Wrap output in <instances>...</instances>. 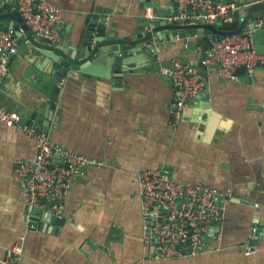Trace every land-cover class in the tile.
<instances>
[{"label": "crops", "instance_id": "obj_1", "mask_svg": "<svg viewBox=\"0 0 264 264\" xmlns=\"http://www.w3.org/2000/svg\"><path fill=\"white\" fill-rule=\"evenodd\" d=\"M154 1L161 17L175 6V0ZM228 1L239 5L244 1L246 6L258 0ZM15 2L11 13L17 11ZM49 2L63 10L57 27L64 35L67 25L71 26L74 48L77 27L92 15H100L107 24L100 46H108L120 42L116 37L137 36L138 30H146V11L152 6L148 0ZM247 18L239 16L236 21L241 26ZM9 21L0 19V29H7ZM15 25V31L23 28ZM29 28L19 38V53L11 58L0 94L5 107L18 112L26 125L33 114L45 115L48 88L42 77L52 63L45 53L64 56L63 49L68 51L67 46H54ZM156 28L179 27L169 22ZM149 36L155 37V32ZM203 37L161 40L155 44L156 64L153 57H145L144 63L134 59V71H128L121 84L69 72L47 134L104 165L84 168L70 190L62 213L66 223L57 233L52 232L53 226L33 229L28 191L13 177L17 160H34L33 138L0 122V258L20 244L24 248L21 264H264V65L253 75L239 68L233 79L208 69L203 73L205 88L188 98L180 118L174 119L177 90L159 72L160 66L174 58L200 61ZM254 43L264 53V32H256ZM143 52L137 50L135 55L143 57ZM86 60L73 58L72 63ZM164 168L177 181L204 183L232 193L220 199L222 219L214 230L209 227L205 234L209 241L205 238L200 255L160 260L146 240L138 173ZM39 208L41 221L51 211L48 203ZM256 230L259 235L253 237ZM251 239L256 242L255 252L248 253Z\"/></svg>", "mask_w": 264, "mask_h": 264}, {"label": "built area", "instance_id": "obj_2", "mask_svg": "<svg viewBox=\"0 0 264 264\" xmlns=\"http://www.w3.org/2000/svg\"><path fill=\"white\" fill-rule=\"evenodd\" d=\"M178 17L171 20L204 19L209 25L233 24L237 11L244 8L234 1L225 0H175ZM257 3H264L258 0ZM19 11L28 27L45 39L58 41L61 33L56 23L64 12L49 0H19ZM154 16L153 6H148L146 19ZM264 32L263 16L249 23L242 32L223 36L214 42L201 61L172 59L160 66L159 72L170 78L175 86L174 119L181 116L188 98L195 96L206 86L201 66L216 69L226 79L236 77L239 68L245 66L253 75L259 65H264V53L255 48V34ZM19 53V38L14 29H0V94L8 75L11 58ZM0 122L31 136L37 153L34 160H17L13 177L28 191V207L31 215L43 200L52 203L50 211L62 216L66 200L73 184L84 174V168L101 167L104 162L76 152L55 142L43 129L35 131L23 123L22 116L11 111L0 99ZM140 195L143 204L146 240L152 253L160 260H176L197 256L205 248V234L212 222L221 217V198L232 193L221 191L204 183L187 184L173 179L168 169L143 170L138 173ZM259 206V205H257ZM31 220V217L29 221ZM33 226V225H32ZM248 253L255 252L249 247ZM24 248L17 244L6 250L0 264H21Z\"/></svg>", "mask_w": 264, "mask_h": 264}, {"label": "water", "instance_id": "obj_3", "mask_svg": "<svg viewBox=\"0 0 264 264\" xmlns=\"http://www.w3.org/2000/svg\"><path fill=\"white\" fill-rule=\"evenodd\" d=\"M153 6L154 16L148 20L146 19V30L140 29L137 31V36H126V37H116L117 40H120L119 43H114L108 46H100L101 43L105 41L107 24L102 20L100 15H92L86 23H83L80 27H77L76 35V48L71 45V26L67 25V33L62 35L61 40L51 41L54 46L61 45L67 46L68 51L64 50V56L58 55L53 52L45 53L52 60V63L48 66L47 69H44V76L42 77L44 85L48 88V101L45 107V115L39 116L38 114H33L31 119L27 122V125L33 128L35 131H40L43 129L46 133L49 132V129L52 125L53 118L55 116L58 102L63 90L64 79L67 77L69 72H81L89 75H94L100 78L114 79L117 84H121L125 74L128 71H134L133 62L134 59H139L140 63L145 62V57H153L154 63L158 61V57L155 54L156 43H160L161 40L165 39H174L175 37L186 39L194 36H204L200 40L202 45L201 52V61L205 58L207 51L212 47V44L220 40L223 36H230L236 33H240L246 27L247 22L253 23L260 19L263 16L264 12V3H254L251 5H246L241 10L237 11L236 17L239 16H250L247 18L244 23L240 26L239 29L235 31H223L217 26L209 25L205 22L204 19H188L186 21L182 20H171L173 17H178L179 7L174 1V8H171L169 14L163 15L161 17L160 7L158 3L154 0H148ZM227 1V0H225ZM13 0H0V19H11V21L5 23L7 29H14L16 23L22 25L23 28L16 31L18 38L23 37V29L28 28L26 25L21 12L19 11V0L15 2V8L17 11L11 13L9 10L12 5ZM244 1H241L243 5ZM254 13V14H253ZM169 22H173L177 29H169L158 31L156 28L157 24H160L163 27H166ZM197 25L199 27H188L190 25ZM60 23L57 22L56 26H59ZM183 26V27H180ZM185 26V27H184ZM31 29V28H29ZM32 31V29H31ZM155 32V37L149 36L151 33ZM33 33V31H32ZM114 34H110L113 36ZM149 36V37H148ZM135 40H144L141 43H135ZM70 50L72 51L69 54ZM76 50V55H73V52ZM144 50L141 55H135L136 51ZM73 58L88 59L82 64H73ZM144 60V61H143ZM146 66V65H144ZM247 71L245 66L241 67ZM240 68V69H241ZM202 73L207 72V67L201 66ZM42 203H48V208L50 209L52 203L48 200H43ZM42 210L36 208L34 213L31 215L30 224L33 225V229H46L53 226L52 232L57 233L66 223V219L62 216L53 214L52 212H47L44 219H41ZM42 218V217H41ZM222 219V215L218 220H215L211 223V230H214L216 224H218ZM38 227V228H37ZM259 235V232L256 230L253 232L252 236ZM207 242L209 238L205 236ZM250 247L256 245L253 239L249 242ZM107 250V248H105ZM108 251V250H107Z\"/></svg>", "mask_w": 264, "mask_h": 264}, {"label": "trees", "instance_id": "obj_4", "mask_svg": "<svg viewBox=\"0 0 264 264\" xmlns=\"http://www.w3.org/2000/svg\"><path fill=\"white\" fill-rule=\"evenodd\" d=\"M219 29L223 30V31H235L237 29H239L240 27V23L238 21H236L233 24H222V25H216Z\"/></svg>", "mask_w": 264, "mask_h": 264}, {"label": "bare ground", "instance_id": "obj_5", "mask_svg": "<svg viewBox=\"0 0 264 264\" xmlns=\"http://www.w3.org/2000/svg\"><path fill=\"white\" fill-rule=\"evenodd\" d=\"M62 36V35H61Z\"/></svg>", "mask_w": 264, "mask_h": 264}]
</instances>
